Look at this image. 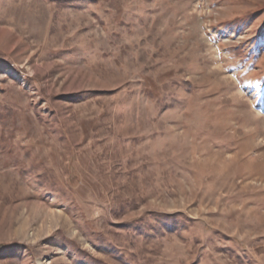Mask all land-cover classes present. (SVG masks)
<instances>
[{
  "label": "rangeland",
  "instance_id": "rangeland-1",
  "mask_svg": "<svg viewBox=\"0 0 264 264\" xmlns=\"http://www.w3.org/2000/svg\"><path fill=\"white\" fill-rule=\"evenodd\" d=\"M0 264H264V0H0Z\"/></svg>",
  "mask_w": 264,
  "mask_h": 264
}]
</instances>
